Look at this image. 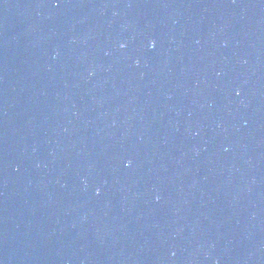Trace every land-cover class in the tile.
Listing matches in <instances>:
<instances>
[{
    "label": "water",
    "instance_id": "water-1",
    "mask_svg": "<svg viewBox=\"0 0 264 264\" xmlns=\"http://www.w3.org/2000/svg\"><path fill=\"white\" fill-rule=\"evenodd\" d=\"M0 264H264V0H0Z\"/></svg>",
    "mask_w": 264,
    "mask_h": 264
},
{
    "label": "clouds",
    "instance_id": "clouds-1",
    "mask_svg": "<svg viewBox=\"0 0 264 264\" xmlns=\"http://www.w3.org/2000/svg\"><path fill=\"white\" fill-rule=\"evenodd\" d=\"M154 43V42H153ZM121 46H123V45H121Z\"/></svg>",
    "mask_w": 264,
    "mask_h": 264
}]
</instances>
